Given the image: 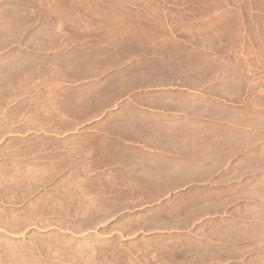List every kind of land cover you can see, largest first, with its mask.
I'll use <instances>...</instances> for the list:
<instances>
[{
  "label": "crops",
  "instance_id": "crops-1",
  "mask_svg": "<svg viewBox=\"0 0 264 264\" xmlns=\"http://www.w3.org/2000/svg\"><path fill=\"white\" fill-rule=\"evenodd\" d=\"M263 2L0 0V236L264 264Z\"/></svg>",
  "mask_w": 264,
  "mask_h": 264
},
{
  "label": "rangeland",
  "instance_id": "rangeland-1",
  "mask_svg": "<svg viewBox=\"0 0 264 264\" xmlns=\"http://www.w3.org/2000/svg\"><path fill=\"white\" fill-rule=\"evenodd\" d=\"M259 22L264 24L263 19ZM55 238L38 237L34 232L33 242L17 244L0 236V264H68L66 241Z\"/></svg>",
  "mask_w": 264,
  "mask_h": 264
},
{
  "label": "bare ground",
  "instance_id": "bare-ground-1",
  "mask_svg": "<svg viewBox=\"0 0 264 264\" xmlns=\"http://www.w3.org/2000/svg\"><path fill=\"white\" fill-rule=\"evenodd\" d=\"M218 210V209H217ZM262 248V247H261Z\"/></svg>",
  "mask_w": 264,
  "mask_h": 264
}]
</instances>
